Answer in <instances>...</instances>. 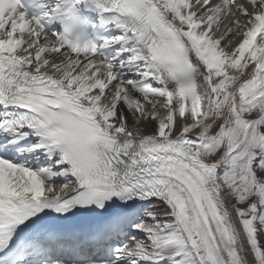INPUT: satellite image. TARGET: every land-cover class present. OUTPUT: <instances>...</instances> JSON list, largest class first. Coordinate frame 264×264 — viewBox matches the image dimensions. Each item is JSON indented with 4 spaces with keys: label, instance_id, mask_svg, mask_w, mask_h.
<instances>
[{
    "label": "snow or ice",
    "instance_id": "1",
    "mask_svg": "<svg viewBox=\"0 0 264 264\" xmlns=\"http://www.w3.org/2000/svg\"><path fill=\"white\" fill-rule=\"evenodd\" d=\"M0 264H264V0H0Z\"/></svg>",
    "mask_w": 264,
    "mask_h": 264
},
{
    "label": "bare ground",
    "instance_id": "2",
    "mask_svg": "<svg viewBox=\"0 0 264 264\" xmlns=\"http://www.w3.org/2000/svg\"><path fill=\"white\" fill-rule=\"evenodd\" d=\"M238 2H243V0H238ZM225 24H227V22H225ZM224 31H226V27H222V28H221V32H224ZM236 43H238V38L233 37L232 40H231V45H232V46H235ZM32 51H33V55H34V50H32ZM62 51H63V50H62ZM146 131H147V132H151V131H152V128H151V127H148V128L146 129Z\"/></svg>",
    "mask_w": 264,
    "mask_h": 264
}]
</instances>
